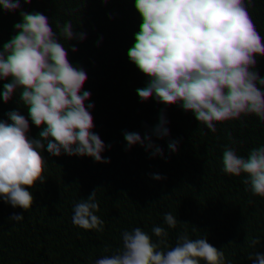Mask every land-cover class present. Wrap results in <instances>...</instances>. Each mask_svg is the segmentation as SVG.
Instances as JSON below:
<instances>
[{"label":"trees","instance_id":"16d2710c","mask_svg":"<svg viewBox=\"0 0 264 264\" xmlns=\"http://www.w3.org/2000/svg\"><path fill=\"white\" fill-rule=\"evenodd\" d=\"M0 147V264H236L212 233L264 216V0H0Z\"/></svg>","mask_w":264,"mask_h":264},{"label":"clouds","instance_id":"9594fccd","mask_svg":"<svg viewBox=\"0 0 264 264\" xmlns=\"http://www.w3.org/2000/svg\"><path fill=\"white\" fill-rule=\"evenodd\" d=\"M6 152L0 147V158ZM246 202L241 200L235 205V211L228 218L227 228L217 226L212 240L225 256H233L236 264H261L260 253L253 247V239H260L264 233V216L251 215L244 211Z\"/></svg>","mask_w":264,"mask_h":264}]
</instances>
